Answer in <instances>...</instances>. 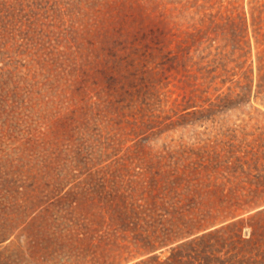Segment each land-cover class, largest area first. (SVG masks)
Here are the masks:
<instances>
[{
    "label": "rangeland",
    "instance_id": "rangeland-1",
    "mask_svg": "<svg viewBox=\"0 0 264 264\" xmlns=\"http://www.w3.org/2000/svg\"><path fill=\"white\" fill-rule=\"evenodd\" d=\"M2 9L0 264H170L191 241L186 264L243 259L264 235V0ZM217 154L235 195L205 170Z\"/></svg>",
    "mask_w": 264,
    "mask_h": 264
},
{
    "label": "trees",
    "instance_id": "trees-1",
    "mask_svg": "<svg viewBox=\"0 0 264 264\" xmlns=\"http://www.w3.org/2000/svg\"><path fill=\"white\" fill-rule=\"evenodd\" d=\"M16 2L17 0H9V1L0 0V8L2 7L3 8L2 10L8 12L9 14H12L14 4H16ZM6 31H7V28H6L5 20L2 17H0V40L1 38L4 37V33L6 35ZM205 32L206 31H202L201 29H198L195 33H190L186 35L183 39L184 42L181 44L180 47L183 48V46L186 45V48L188 49L189 46L191 45L192 46L198 45L201 42V39L204 38ZM231 158L232 157H224V156L217 154L214 156L212 160H210L209 162H206L207 165L205 167V170L209 171L210 173H214L215 179L223 178V180L226 182V183H223V186H226L228 184V192L230 193V195H235L238 190L237 189L238 188L237 179H238L239 173L237 172V169L232 166V164L234 163L230 161ZM121 215H117L116 217L118 219L117 222H119V224L122 226H124V224H126L125 226H127L128 222H127L126 217L121 216ZM255 215H264V209L258 211ZM238 223H241V222H235L233 224H230L228 227L235 228L236 225H239ZM238 232L239 233L241 232L240 227L238 228ZM204 237L206 236L205 235L201 236L198 240H201ZM175 239L176 238L165 237L158 243V245H155L154 247L145 248L143 249V251H141L140 254L146 255L149 253H153L157 250L162 249L163 247L173 244L174 242L177 241ZM239 239H240V235H239ZM239 241H240V246L236 247L237 248L236 253L239 256L242 255L243 259H240L239 261H237V264H260L262 260H264V253H263L264 252V235H257L256 232L254 231V233H252L250 237H248L247 239L239 240ZM194 243H195L194 241H191L187 243H180L176 247H171L169 250L172 254L168 259L169 261H171V259L173 261L170 264H186L183 261L185 260L184 259L185 256H183L181 251L183 248H186L188 245H193ZM200 246L201 248L207 247L205 243H200ZM251 254H258L259 257L256 259L250 260L251 258H249V256L247 255H251ZM152 258L153 256L149 257L147 260L144 261V263L146 261H149V259H152ZM142 263L143 261L140 262V264ZM199 264H219V261H216L215 259H211V260L204 259V261H200Z\"/></svg>",
    "mask_w": 264,
    "mask_h": 264
}]
</instances>
